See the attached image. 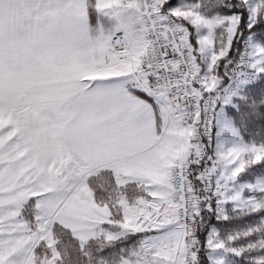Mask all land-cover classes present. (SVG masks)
Here are the masks:
<instances>
[{
    "label": "snow or ice",
    "instance_id": "obj_1",
    "mask_svg": "<svg viewBox=\"0 0 264 264\" xmlns=\"http://www.w3.org/2000/svg\"><path fill=\"white\" fill-rule=\"evenodd\" d=\"M0 264H264V0H0Z\"/></svg>",
    "mask_w": 264,
    "mask_h": 264
}]
</instances>
